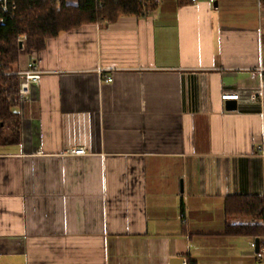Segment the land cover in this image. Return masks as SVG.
I'll list each match as a JSON object with an SVG mask.
<instances>
[{"label":"crops","instance_id":"1","mask_svg":"<svg viewBox=\"0 0 264 264\" xmlns=\"http://www.w3.org/2000/svg\"><path fill=\"white\" fill-rule=\"evenodd\" d=\"M31 57L19 142L0 143V264H264V236L256 253L225 234L244 223L228 197H264L262 0H162L21 51L17 70Z\"/></svg>","mask_w":264,"mask_h":264},{"label":"trees","instance_id":"2","mask_svg":"<svg viewBox=\"0 0 264 264\" xmlns=\"http://www.w3.org/2000/svg\"><path fill=\"white\" fill-rule=\"evenodd\" d=\"M17 7L11 14L0 11V143H17L21 134L18 107L20 79L14 74L20 60L18 37L27 35L25 50L40 52L51 38L63 31L107 21L113 23L124 15H145L157 5L147 0H12ZM180 6L193 0H178ZM264 2V0H262ZM227 216L247 217L252 222L227 224L229 236H264V197L230 196L225 202ZM190 264H197L190 261Z\"/></svg>","mask_w":264,"mask_h":264},{"label":"built area","instance_id":"3","mask_svg":"<svg viewBox=\"0 0 264 264\" xmlns=\"http://www.w3.org/2000/svg\"><path fill=\"white\" fill-rule=\"evenodd\" d=\"M151 4H156L159 5L162 0H147ZM199 0H193V3L198 2ZM212 4H215L217 0H208ZM16 3L13 2L12 0H0V11H2L5 14H11L14 10H16ZM148 14V12H146ZM26 41H27V35L26 34H21L18 37V43L21 51H26L25 46H26ZM35 54L36 52H31ZM43 71L39 68L36 60L31 57L28 61L27 67L22 70H17L14 72V74L18 75L20 79V85H19V99L20 103L25 102L26 100L29 99L32 93V88L33 85L38 84L41 79V74ZM112 77H107L105 79V82H111ZM230 91L231 95H226L224 97V102H227L230 99H235L238 100L244 93L241 88L236 87V88H229L227 89ZM262 87L260 86L259 88H256L254 90H251L248 92L251 96V98L256 101L260 96H262ZM69 153L71 154H85V149L84 148H74L68 150ZM185 215L181 214V218H184ZM264 252V250H263Z\"/></svg>","mask_w":264,"mask_h":264},{"label":"water","instance_id":"4","mask_svg":"<svg viewBox=\"0 0 264 264\" xmlns=\"http://www.w3.org/2000/svg\"><path fill=\"white\" fill-rule=\"evenodd\" d=\"M226 107L228 110H236L237 109V101L235 99H230L227 101ZM255 251L256 253L260 252V239L257 238L255 241ZM173 264H184V258H175L172 262Z\"/></svg>","mask_w":264,"mask_h":264},{"label":"rangeland","instance_id":"5","mask_svg":"<svg viewBox=\"0 0 264 264\" xmlns=\"http://www.w3.org/2000/svg\"><path fill=\"white\" fill-rule=\"evenodd\" d=\"M238 219H239L240 222H245V220H247L246 217H238Z\"/></svg>","mask_w":264,"mask_h":264}]
</instances>
